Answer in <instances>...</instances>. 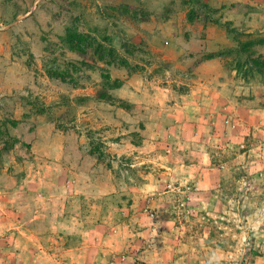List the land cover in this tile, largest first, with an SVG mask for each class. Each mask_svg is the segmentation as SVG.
<instances>
[{
  "label": "rangeland",
  "instance_id": "rangeland-1",
  "mask_svg": "<svg viewBox=\"0 0 264 264\" xmlns=\"http://www.w3.org/2000/svg\"><path fill=\"white\" fill-rule=\"evenodd\" d=\"M213 256L264 264V0H0V264Z\"/></svg>",
  "mask_w": 264,
  "mask_h": 264
},
{
  "label": "crops",
  "instance_id": "crops-1",
  "mask_svg": "<svg viewBox=\"0 0 264 264\" xmlns=\"http://www.w3.org/2000/svg\"><path fill=\"white\" fill-rule=\"evenodd\" d=\"M216 97H217V96H216ZM209 100H210V99H209ZM214 102H215V101H214ZM206 104H208V103H205V105H206ZM213 176H215V175H213ZM212 179H213V181H214V180L216 181V178H215V177H213ZM215 181H214V182H215Z\"/></svg>",
  "mask_w": 264,
  "mask_h": 264
},
{
  "label": "clouds",
  "instance_id": "clouds-1",
  "mask_svg": "<svg viewBox=\"0 0 264 264\" xmlns=\"http://www.w3.org/2000/svg\"><path fill=\"white\" fill-rule=\"evenodd\" d=\"M213 264H215V256H213Z\"/></svg>",
  "mask_w": 264,
  "mask_h": 264
}]
</instances>
